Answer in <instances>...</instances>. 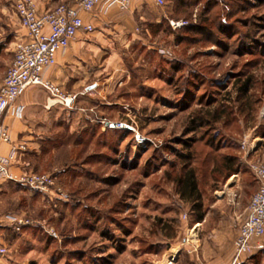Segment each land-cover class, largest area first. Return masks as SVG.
I'll list each match as a JSON object with an SVG mask.
<instances>
[{"label":"rangeland","instance_id":"rangeland-1","mask_svg":"<svg viewBox=\"0 0 264 264\" xmlns=\"http://www.w3.org/2000/svg\"><path fill=\"white\" fill-rule=\"evenodd\" d=\"M214 1L218 6L205 16L211 39H185L183 30L169 29V21L198 23L203 6L176 10L174 0L146 9L149 15L172 17L168 25L137 19L123 28H94L88 38L99 48L86 53V63L78 67L87 64L85 87L98 84L97 92L79 98L71 110L56 106L66 115L59 122L47 119L51 126L43 137L48 142L29 171L50 176L53 189L43 193L0 182V264H204L201 254L182 251L177 257L175 247L220 223L239 229L258 187L253 167L264 166V5ZM14 14L13 1L0 0V86L21 38ZM220 21L225 34L216 31ZM242 72L254 75V101L260 98V104L239 115L234 92V114L227 121L189 132L194 113L212 97L233 91V76ZM103 121L133 130L107 134ZM98 123L93 138L80 133ZM214 135L220 145L236 147L218 153L238 158L240 171L229 178L212 169L214 155L206 142ZM192 140L202 194L200 223L173 181L174 153H186L182 143ZM7 217L25 225L16 231ZM253 254L264 264V249L255 247Z\"/></svg>","mask_w":264,"mask_h":264},{"label":"built area","instance_id":"built-area-1","mask_svg":"<svg viewBox=\"0 0 264 264\" xmlns=\"http://www.w3.org/2000/svg\"><path fill=\"white\" fill-rule=\"evenodd\" d=\"M152 1L157 7L165 4V0ZM130 4L131 0H70L67 4H59L48 12L38 14L34 0H15V14L26 34L15 44L13 58L0 86V145L9 146L6 155L0 153V182L14 183L43 193L53 189L50 176L30 172L16 175L10 171L17 156L27 149L24 143L11 142L2 116L10 108L17 117L21 115L23 107L16 103L29 87L44 90L51 106L71 110L77 96L65 93L46 77L47 73L57 65L58 55L68 50L79 33L90 34L94 31V26L85 20L84 15L95 11L106 14L112 8L124 13ZM169 25L176 30L186 26L187 22L169 21ZM101 124L108 130H133L123 123L103 121ZM253 170L258 187L249 201L246 218L233 242V264L249 260L255 247L264 249V242L260 244V239L264 237V166L255 165ZM6 220L15 226L16 231L25 225L13 217H7ZM3 254L4 249L0 248V256Z\"/></svg>","mask_w":264,"mask_h":264},{"label":"crops","instance_id":"crops-1","mask_svg":"<svg viewBox=\"0 0 264 264\" xmlns=\"http://www.w3.org/2000/svg\"><path fill=\"white\" fill-rule=\"evenodd\" d=\"M13 4L15 0H12ZM38 14H43L50 11L59 4L69 3L70 0H34ZM148 7L157 8L152 0H131L130 8L125 13H120L116 8L108 10L106 14L93 12L90 15H84L86 21H89L94 28L100 26L102 30L109 29L110 26L115 28H123L130 26L137 19L144 21H154L159 23L161 18L159 15H149L146 13ZM15 18L18 20V18ZM15 31L17 35L23 37L26 32L23 28ZM90 34L79 33L77 38L70 44L68 50L61 55H58L57 65L52 68L46 77L54 84L58 85L65 93L75 95L76 102L79 98L91 97L92 92H97L98 84L90 87H85L89 78L88 66L80 69L82 63H86V53L93 52V49H98L99 46L90 43L88 36ZM98 95V93H96ZM75 102V103H76ZM16 105L22 106L23 111L19 117L10 108L3 116V124L8 127L11 142L14 144L24 143L26 152L20 153L16 161L12 165L10 171L13 174L29 172L32 167L33 159L38 160L42 145L48 142L43 137L44 130L50 128L47 119L56 118L55 121L64 119L65 111L60 110L56 106H51L48 96L44 90L39 87L27 88L18 98ZM105 105V104H100ZM106 105H109L106 103ZM50 106V107H49ZM90 122L91 119H88ZM47 122V123H46ZM52 123V122H50ZM9 146L6 144L0 145V153L7 154ZM2 185V184H0ZM205 224L196 227V231L200 232V228ZM229 225L219 224L217 228L203 236L199 237V233L195 238L191 236L179 243L174 251L177 252V257L182 251L190 256L195 253L196 257L202 255L204 264H233V242L237 236L238 229H231ZM193 242L195 246L190 244ZM227 248V251H225ZM173 250V249H172ZM227 252V254H226Z\"/></svg>","mask_w":264,"mask_h":264},{"label":"trees","instance_id":"trees-1","mask_svg":"<svg viewBox=\"0 0 264 264\" xmlns=\"http://www.w3.org/2000/svg\"><path fill=\"white\" fill-rule=\"evenodd\" d=\"M175 2V9L179 10V8H182L183 10H187L193 6H197L201 3H203L202 10H200L199 15V22L190 25V26H184L179 29L173 30V32H178L180 30H183L184 38L186 39L188 36H201V37H207L208 39H211L212 32L206 28L207 22L209 20V16L205 18L206 15H210L209 13L211 10L218 6V2L214 0H174ZM256 2L259 3V5H264V1L257 0ZM67 4V3H65ZM227 9L230 8V6L226 4L224 5ZM167 7V5H166ZM242 6H240V10L244 9ZM221 12V9H220ZM172 17L168 16L165 18H161L160 22L156 25H160L162 23H168L169 20H171ZM216 18H214L211 22H215ZM210 22V23H211ZM169 24V23H168ZM167 24V25H168ZM216 31L218 33L225 34L224 30V24L220 21L218 24H216ZM169 29L170 26H169ZM188 39V38H187ZM175 68L176 71V67ZM232 90L233 91H227L224 88L223 94H221V99L212 97L209 99L205 104L203 105V108L192 116L191 122H190V128L189 132H196L197 130L208 127L211 129L215 124H218L222 119H229L231 115L234 114L233 108H231L230 104L237 103V106L234 108L237 110V114L239 115H245L248 114L252 110V106L254 104L258 103L260 104L261 100L258 98L254 101V93H255V87H256V81L253 74L245 72L236 74L233 76V82H232ZM236 94L235 103L232 101L231 94ZM264 94V91L262 95ZM89 128H85V130L81 131L82 135L89 134V139L93 138V134H95V130L100 127V124L96 125H90ZM114 131V130H113ZM113 131L105 130V132L111 133ZM216 135L212 136L209 141L206 142V147L209 148L210 154L213 153L214 156H212V162H213V170H220L224 171L227 178L230 176L237 174L240 171L238 158L235 155L232 154H218L219 150L226 148V149H233L235 146L234 144H224L220 145L216 141ZM195 140H192L191 143H182L184 150H186V153H178L175 152L174 155L176 159L178 160V166L172 165V168L177 167L175 176L173 178L174 184L177 188V194L181 201H184L188 204H190L192 208V212L194 215H196L195 222L200 223L203 220V213H202V194L198 186V168L195 164V154L193 152V143ZM264 147V142L261 144V148ZM236 148V147H235ZM218 155V156H217ZM212 170V171H213ZM257 256L252 253L251 257L247 261H243L239 264H258L257 262Z\"/></svg>","mask_w":264,"mask_h":264}]
</instances>
